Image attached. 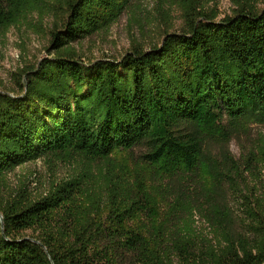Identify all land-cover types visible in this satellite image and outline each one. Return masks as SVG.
Returning <instances> with one entry per match:
<instances>
[{
    "label": "trees",
    "instance_id": "trees-1",
    "mask_svg": "<svg viewBox=\"0 0 264 264\" xmlns=\"http://www.w3.org/2000/svg\"><path fill=\"white\" fill-rule=\"evenodd\" d=\"M136 1L0 0V33L51 20L48 57L0 93V186L38 161L83 166L41 196L0 195V264H264V142L239 162L226 150L264 126V0H231L218 21L199 0H171L182 28L160 45L81 61L72 45ZM136 148L143 175L114 162ZM203 200L214 240L195 229Z\"/></svg>",
    "mask_w": 264,
    "mask_h": 264
},
{
    "label": "rangeland",
    "instance_id": "rangeland-1",
    "mask_svg": "<svg viewBox=\"0 0 264 264\" xmlns=\"http://www.w3.org/2000/svg\"><path fill=\"white\" fill-rule=\"evenodd\" d=\"M168 2L171 0H138L131 8L134 14L125 13L119 22L108 31L75 43L72 47L79 52L81 61L89 63L100 59L120 60L132 48L140 46L147 50L153 45H160L165 32H179L182 28L181 10L175 5L171 7ZM163 4L169 7L161 12L160 8ZM199 6L207 13L215 14L216 21L231 16L235 10L231 0H199ZM263 7L264 5H259V8ZM38 21L34 17L29 20V24L38 25ZM50 22V19L45 18L37 30L31 25H21L0 33V93L17 94L19 92L16 84L18 71L26 66H35L48 57L45 48L48 47L49 42ZM263 142L264 126L252 125L245 130L233 133L226 150L234 161L239 162L256 151ZM208 148L214 155H219L221 150L216 140H211ZM143 154L142 148H136L130 155H119L118 160L114 162H118L121 167L125 168L127 174L143 175L144 169L137 166ZM82 167L81 161L65 163L52 168L44 161L26 164L7 176V185L0 186V195L4 198L8 193L17 192L25 187L33 197L41 196L47 192L53 181L71 176L79 172ZM259 180L262 181L263 178L259 177ZM260 185L259 182L258 188L262 187ZM257 186L253 193H256ZM225 191L229 196L228 205L233 209V213H240L235 206L234 195L226 187ZM202 202L203 211L194 217L195 229L198 236L204 240H214L216 239L214 228L207 221L208 216L205 213L207 206L204 200ZM22 235L31 237L32 233L27 231Z\"/></svg>",
    "mask_w": 264,
    "mask_h": 264
}]
</instances>
